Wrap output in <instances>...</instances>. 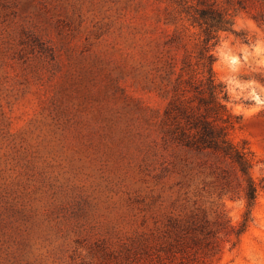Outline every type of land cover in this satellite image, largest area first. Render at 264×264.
<instances>
[{"label":"rangeland","instance_id":"obj_1","mask_svg":"<svg viewBox=\"0 0 264 264\" xmlns=\"http://www.w3.org/2000/svg\"><path fill=\"white\" fill-rule=\"evenodd\" d=\"M235 21L247 41L220 32L214 70L258 191L240 243L215 264H264V25ZM164 28L154 0H0V264H122L150 214L176 212L213 179L163 141ZM221 201L239 223L241 193Z\"/></svg>","mask_w":264,"mask_h":264},{"label":"trees","instance_id":"obj_2","mask_svg":"<svg viewBox=\"0 0 264 264\" xmlns=\"http://www.w3.org/2000/svg\"><path fill=\"white\" fill-rule=\"evenodd\" d=\"M154 2L167 27L156 43L153 63L156 89L167 99L160 123L163 141L194 154L195 166L208 170L213 179L203 181L205 186L193 197L187 194L176 212L150 214L152 225L135 234L120 263L215 264L226 245L233 249L240 243L253 220L258 190L253 151L230 137L240 117L216 76L213 48L220 32L238 34L235 20L240 13L264 25V0ZM238 35L247 41V34ZM240 193L245 210L234 224L220 200Z\"/></svg>","mask_w":264,"mask_h":264}]
</instances>
